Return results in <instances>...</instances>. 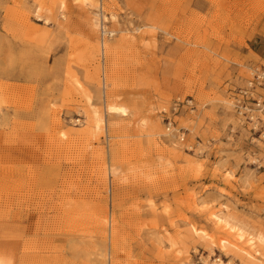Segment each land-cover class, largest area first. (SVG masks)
<instances>
[{
    "label": "rangeland",
    "instance_id": "obj_1",
    "mask_svg": "<svg viewBox=\"0 0 264 264\" xmlns=\"http://www.w3.org/2000/svg\"><path fill=\"white\" fill-rule=\"evenodd\" d=\"M255 69L264 0H0V252L264 264Z\"/></svg>",
    "mask_w": 264,
    "mask_h": 264
},
{
    "label": "built area",
    "instance_id": "obj_2",
    "mask_svg": "<svg viewBox=\"0 0 264 264\" xmlns=\"http://www.w3.org/2000/svg\"><path fill=\"white\" fill-rule=\"evenodd\" d=\"M249 81V88L239 91L235 100L234 109L238 116L247 120L254 128L264 131V71L253 70ZM261 90L263 93H258ZM173 121L166 119V131L172 130ZM182 140V138H181Z\"/></svg>",
    "mask_w": 264,
    "mask_h": 264
},
{
    "label": "bare ground",
    "instance_id": "obj_3",
    "mask_svg": "<svg viewBox=\"0 0 264 264\" xmlns=\"http://www.w3.org/2000/svg\"><path fill=\"white\" fill-rule=\"evenodd\" d=\"M74 1H80V0H74ZM108 111L110 113H113V114H124V110L121 109L120 107H115V106H108ZM94 127L96 129H99L101 127V121L100 120H95L94 121ZM110 224V223H109ZM230 230H234V227L233 226H230L229 227ZM239 231V230H238ZM244 233L243 232H239L237 234V237L238 238H243L244 236ZM248 243L251 242V239L247 241ZM0 264H10V258L8 256H6L5 254L1 253L0 252Z\"/></svg>",
    "mask_w": 264,
    "mask_h": 264
}]
</instances>
